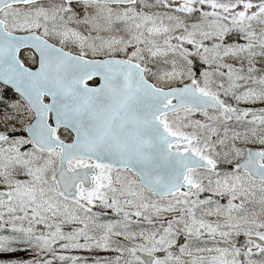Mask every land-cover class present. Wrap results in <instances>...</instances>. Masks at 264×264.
Masks as SVG:
<instances>
[{
  "label": "snow or ice",
  "instance_id": "obj_1",
  "mask_svg": "<svg viewBox=\"0 0 264 264\" xmlns=\"http://www.w3.org/2000/svg\"><path fill=\"white\" fill-rule=\"evenodd\" d=\"M0 264H264V0H0Z\"/></svg>",
  "mask_w": 264,
  "mask_h": 264
}]
</instances>
